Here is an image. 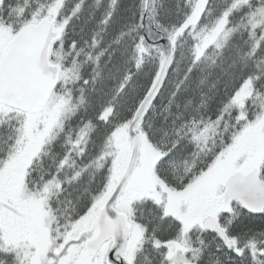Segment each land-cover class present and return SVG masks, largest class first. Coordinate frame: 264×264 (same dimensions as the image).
Listing matches in <instances>:
<instances>
[{"label": "snow or ice", "instance_id": "snow-or-ice-1", "mask_svg": "<svg viewBox=\"0 0 264 264\" xmlns=\"http://www.w3.org/2000/svg\"><path fill=\"white\" fill-rule=\"evenodd\" d=\"M0 264H264V0H0Z\"/></svg>", "mask_w": 264, "mask_h": 264}]
</instances>
